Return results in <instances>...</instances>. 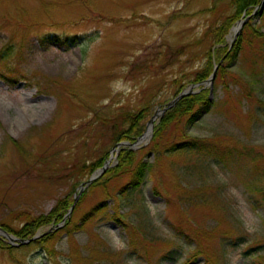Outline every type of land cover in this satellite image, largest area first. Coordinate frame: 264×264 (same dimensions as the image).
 <instances>
[{"label":"rangeland","instance_id":"374dc122","mask_svg":"<svg viewBox=\"0 0 264 264\" xmlns=\"http://www.w3.org/2000/svg\"><path fill=\"white\" fill-rule=\"evenodd\" d=\"M231 12L228 0H0V52L11 46L14 54L0 60V228L20 229L17 213L46 215L65 197L77 199L74 222L106 201L72 237L57 234L48 245L57 254L36 241L17 246L0 232L14 249L0 250V264H183L197 249L215 264L256 263L264 254V199L254 190L264 171L246 153L264 155V74L256 76L264 45L253 37L243 43L229 91L214 81L217 105L190 127L194 137L220 141L219 151L232 152L229 161L164 155L139 189L123 194L129 177H122L106 189L89 186L78 203L90 178L75 169L109 150L115 163L113 124L147 105L151 120L173 101L175 81L188 84L204 66L213 30ZM11 16L44 22L24 35ZM238 24L226 37L231 47L245 28L235 37ZM254 78V99L239 103ZM145 159L156 163L153 152ZM116 212L126 228L111 218ZM197 232L200 243L188 240Z\"/></svg>","mask_w":264,"mask_h":264},{"label":"trees","instance_id":"16d2710c","mask_svg":"<svg viewBox=\"0 0 264 264\" xmlns=\"http://www.w3.org/2000/svg\"><path fill=\"white\" fill-rule=\"evenodd\" d=\"M225 1V0H218ZM229 6L232 9L231 14L227 15L222 23L214 28L212 35L214 38L213 48L207 53V60L204 66L193 72L190 75L189 83L184 84L179 79L175 81L177 86L176 96L179 95L184 89L191 84L204 83L214 73L215 67L219 65L217 75L215 78L216 87L223 86V88L229 91L231 70L237 66V61L242 53L243 43L247 42L249 38L256 39L262 46L264 45V9L258 11V16H261V24L257 27L253 23L254 11L262 3V0H228ZM249 18L245 23L242 34L238 36L236 43L233 47L227 42V35L231 28L242 19ZM27 19L22 16L13 18L12 16L7 19L8 22L14 24L17 29L23 28L25 32L33 27L42 26L43 22L39 18L32 19V22H25ZM245 35V38H244ZM13 52L11 46H8L5 51L0 52V60L2 62L10 61L13 58ZM258 65L263 66L262 69L257 68V75L264 74V50L260 53ZM249 85L243 88V91L239 97L238 102L242 103L244 98L249 100L254 99V87L257 83L254 78ZM249 86V87H248ZM217 103L213 102L211 97V89L206 88L197 94L185 97L181 99L178 104L172 109L168 110L159 120L155 122L153 136L151 142L147 147L142 146L139 149H133L130 147L134 144L140 136L146 131L148 122L151 118V105L142 108L138 112L127 111L122 114L117 122L112 127L111 145L112 148H117V157L115 163L110 167H104L106 162L111 156V152L106 151L98 160L93 162H84L78 166L75 170L81 178H91L93 175L98 177L90 185V189L94 188H107L109 184L122 177H129L128 183L121 189L123 194L130 192V190H137L141 187L145 179L149 175H155L156 165L160 163L164 155L182 156L184 154H190L196 152L201 155L212 156L213 159L219 163L229 161L232 156V152L219 151L217 143L220 141L207 140L198 137H194L190 133V127L195 125L201 116L211 112ZM127 143L129 145H121ZM221 143V142H220ZM147 151L153 152L156 157V163H151L145 159V153ZM251 158V161L255 163L258 172L264 171V155L261 152L255 150L253 153H246ZM251 154V155H250ZM101 171L100 174L98 172ZM262 185L258 189H253L255 193L262 196L264 199V176H261ZM81 184L78 183V185ZM84 184V183H83ZM159 187V186H157ZM158 188H156L157 190ZM87 191H84L79 199V204L82 203L84 198L87 197ZM74 198V197H73ZM76 199V198H75ZM75 199L70 200L65 197L57 202L55 207L46 215L38 217L33 216L29 212H19L16 217L24 224L20 229H12L8 225L3 224V228L8 233H13L17 237L23 240L32 239L39 233V230L45 227L55 226L60 224L65 216L69 213ZM106 201L95 205L89 212H87L80 221L74 222L73 219H67L63 230L56 231L52 234H47L39 238L35 243L42 245L44 249H47L50 255L57 254L54 249H48L49 243L54 240L58 233L65 232L68 236L72 237L76 231L80 230L86 223L94 220L99 213L104 210ZM111 218L115 221L123 224L126 228L128 225L125 220L120 217L118 212L111 214ZM199 232L194 237H188V240L194 239L197 243H200L198 238ZM198 236V237H197ZM154 244V243H153ZM26 246V245H22ZM173 248V247H172ZM172 248H169L164 257L170 258L173 254ZM175 248V247H174ZM0 250L14 251L13 246L0 238ZM80 257V254H77ZM204 258V264H215L213 258L202 249H197L189 255L188 259L183 264H192L199 258ZM74 262H77V257H72ZM54 264H60L59 261H55ZM255 264H264V254H257V260Z\"/></svg>","mask_w":264,"mask_h":264},{"label":"water","instance_id":"95a60500","mask_svg":"<svg viewBox=\"0 0 264 264\" xmlns=\"http://www.w3.org/2000/svg\"><path fill=\"white\" fill-rule=\"evenodd\" d=\"M264 9V0H262L261 5L254 11L253 15H255L257 13V11L259 9ZM249 18H246L245 20H241L239 21V24L237 27L233 28L232 31L234 32V36L236 37L242 29V26L244 25V23L248 20ZM219 65H217L215 67L214 73L211 76V78L207 81H205L204 83H199V84H191L188 88H186L185 90H183L181 93H179V95L177 97L174 98L173 101H171L170 103H168L164 109L159 110L155 116L150 120L149 124H148V128L146 130V132L134 143L131 144L130 146L134 149H137L140 147L141 143L145 140H149L152 137L153 134V128H154V122L157 118H159L162 114H164L165 112H167L168 110L172 109L173 107H175L178 102L188 96L194 95L199 93L200 91H202L203 89H206L207 87H211V97H212V93H213V83L215 81L216 75H217V71H218ZM120 145H128L127 143L125 144H120ZM116 151V148L113 149V152ZM113 159V156L106 162V165L104 167L103 170H105L106 168H108L111 164V161ZM101 172H99L98 174H100ZM97 178L96 175H94L93 177H91V179L87 182V186H89L95 179ZM87 186L85 187L84 185L81 186V190H80V194L79 196H81L82 192L87 188ZM77 200L75 201L74 205L71 207L69 213L67 214L66 218H69L72 214L73 209L75 208V204H76ZM65 218V220H66ZM65 220L61 223L56 225L55 227H52L51 229H49L47 232L45 233H39L37 234L33 239L31 240H22L19 238H16L13 235H10L7 231H5L4 229L0 228V232L5 235V237L11 242L14 243V241L19 242V244L25 245V244H30L32 241H36L38 238L43 237L47 234H50L52 232H54L55 230H58L60 228H62L64 226V222ZM19 244H17V246H19Z\"/></svg>","mask_w":264,"mask_h":264}]
</instances>
